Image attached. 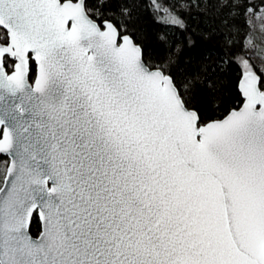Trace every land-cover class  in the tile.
I'll return each mask as SVG.
<instances>
[{
  "label": "snow or ice",
  "instance_id": "6c2138e0",
  "mask_svg": "<svg viewBox=\"0 0 264 264\" xmlns=\"http://www.w3.org/2000/svg\"><path fill=\"white\" fill-rule=\"evenodd\" d=\"M138 7L0 0V264H264V67L240 57L243 103L206 119Z\"/></svg>",
  "mask_w": 264,
  "mask_h": 264
},
{
  "label": "trees",
  "instance_id": "16d2710c",
  "mask_svg": "<svg viewBox=\"0 0 264 264\" xmlns=\"http://www.w3.org/2000/svg\"><path fill=\"white\" fill-rule=\"evenodd\" d=\"M136 3L139 7L128 24V34L154 62H160L170 52L175 54L177 64L172 70L179 80L201 72L205 86L198 85L194 103L206 119H222L243 103L237 88L242 69L239 58L245 55L251 34L248 9H258V1L240 0L236 8L221 7V0H136ZM165 8L180 16L186 28L168 23ZM161 35L164 41L160 40ZM189 40L193 42L191 45ZM255 70L259 74V67ZM209 82L210 88L206 86ZM5 172L3 160L0 186ZM40 231V221L34 216L31 233L38 236Z\"/></svg>",
  "mask_w": 264,
  "mask_h": 264
},
{
  "label": "rangeland",
  "instance_id": "374dc122",
  "mask_svg": "<svg viewBox=\"0 0 264 264\" xmlns=\"http://www.w3.org/2000/svg\"><path fill=\"white\" fill-rule=\"evenodd\" d=\"M258 1V9L248 11L247 17L251 25V34L247 38L244 59H248L250 63L264 67V0ZM255 70V68H254ZM5 169L7 170L6 160H4ZM6 173V172H5Z\"/></svg>",
  "mask_w": 264,
  "mask_h": 264
},
{
  "label": "water",
  "instance_id": "95a60500",
  "mask_svg": "<svg viewBox=\"0 0 264 264\" xmlns=\"http://www.w3.org/2000/svg\"><path fill=\"white\" fill-rule=\"evenodd\" d=\"M3 159H7L8 160V165H7V168H8V166H9V163H10V158L9 157H7L5 154H0V164H1V162H2V160ZM6 174H7V171H6ZM6 176V175H5ZM3 186V185H2ZM34 216H35V214H34ZM40 221V220H39ZM32 224V223H31ZM31 224L29 225V232H30V234L32 235V233H31ZM40 224H41V229H42V222L40 221ZM40 234V233H39ZM33 236V235H32ZM35 237H37V236H33V238H35Z\"/></svg>",
  "mask_w": 264,
  "mask_h": 264
}]
</instances>
